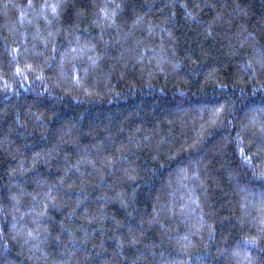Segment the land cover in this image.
<instances>
[{
	"label": "trees",
	"instance_id": "obj_1",
	"mask_svg": "<svg viewBox=\"0 0 264 264\" xmlns=\"http://www.w3.org/2000/svg\"><path fill=\"white\" fill-rule=\"evenodd\" d=\"M0 264H264V0H0Z\"/></svg>",
	"mask_w": 264,
	"mask_h": 264
}]
</instances>
